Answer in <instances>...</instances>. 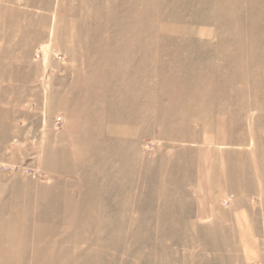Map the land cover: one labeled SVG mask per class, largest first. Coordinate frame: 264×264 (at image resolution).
Wrapping results in <instances>:
<instances>
[{
	"label": "rangeland",
	"instance_id": "rangeland-1",
	"mask_svg": "<svg viewBox=\"0 0 264 264\" xmlns=\"http://www.w3.org/2000/svg\"><path fill=\"white\" fill-rule=\"evenodd\" d=\"M0 264H264V0H0Z\"/></svg>",
	"mask_w": 264,
	"mask_h": 264
}]
</instances>
